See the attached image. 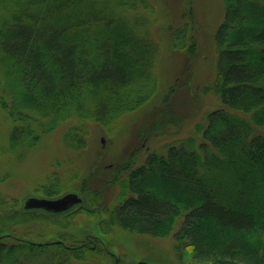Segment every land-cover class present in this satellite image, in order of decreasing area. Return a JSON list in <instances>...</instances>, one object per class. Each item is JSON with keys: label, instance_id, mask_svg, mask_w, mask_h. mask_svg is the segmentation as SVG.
I'll use <instances>...</instances> for the list:
<instances>
[{"label": "trees", "instance_id": "16d2710c", "mask_svg": "<svg viewBox=\"0 0 264 264\" xmlns=\"http://www.w3.org/2000/svg\"><path fill=\"white\" fill-rule=\"evenodd\" d=\"M221 2L213 79L203 87L219 105L204 125L138 164L143 148L130 145L110 167L100 157L87 174L49 172L36 185L43 196L81 197L64 211L27 208L0 193V264H124L98 236L78 239L69 230L79 215L99 216L103 232L134 240L172 235L181 263L264 264V0ZM154 8L149 0H0V184L69 119L110 134L125 116L146 111L134 132L142 141L192 114L188 68L167 85L159 81ZM185 31L176 28L170 42L193 53ZM86 136L76 124L62 140L82 152ZM92 173L111 192L119 186L117 200H103L108 186L94 188Z\"/></svg>", "mask_w": 264, "mask_h": 264}, {"label": "rangeland", "instance_id": "374dc122", "mask_svg": "<svg viewBox=\"0 0 264 264\" xmlns=\"http://www.w3.org/2000/svg\"><path fill=\"white\" fill-rule=\"evenodd\" d=\"M149 1L155 7L154 11L157 17L156 23L150 24L149 28L152 38L160 47L156 63L159 81L162 86L167 85L175 80L181 69L188 68L191 79L189 86L191 88L193 83L191 90L195 101L192 114L190 111L189 114L184 115V121L182 120L179 128L168 126L169 124L166 123L160 132L149 134L142 141L138 140L134 132L137 128L142 127L141 122L146 111L125 116L115 128H112L113 131L110 134L101 124L69 119L65 125H61L58 129L43 136L40 144L35 148L36 152L28 153L25 158L14 163L18 169L13 170L14 175L6 179L8 181L0 184V193L5 198L16 199L22 206L25 199L30 196L46 197L36 189V185L44 182L45 176L49 172L57 173L59 171L62 178L67 171L65 169H79L80 174H87L90 172V164L96 162L100 157L101 166L110 167L116 159L124 158L123 155L130 145H141L143 148L135 162L138 164L149 152H162L172 143L192 133L197 124L204 125L205 113L219 105L214 94L205 92L203 87L213 79L216 57L213 35L223 13L221 0ZM183 25L186 28L185 40L190 39V36L193 41L192 46L190 44L187 46L193 53L176 48V45L170 42L171 33ZM174 43L178 44L176 41ZM179 89L185 92L184 96L189 103L191 98L187 90L188 87L180 86ZM76 124L83 125L87 135V147L82 152L66 149L62 140L65 129ZM47 167H49L48 171ZM94 174L92 173L91 176V184L94 188L98 184L108 186V192L103 200H117L119 186L116 185L114 191L111 192L112 186L108 180L98 176L93 180ZM68 192L77 193L75 191ZM98 218L99 216L79 215L75 217L73 223L72 219L67 226L78 239L84 238V233L98 236L107 251L115 256H122L124 264H131L139 260L151 264H191L189 261L185 260L181 263L176 259V252L172 246L174 244L172 235L166 237L141 236L139 240H134L126 232H103L98 225ZM54 236L56 238V235L50 237L47 235L46 237L54 238ZM103 257L102 261L109 262L108 258Z\"/></svg>", "mask_w": 264, "mask_h": 264}, {"label": "water", "instance_id": "95a60500", "mask_svg": "<svg viewBox=\"0 0 264 264\" xmlns=\"http://www.w3.org/2000/svg\"><path fill=\"white\" fill-rule=\"evenodd\" d=\"M80 201L81 197L77 193L68 192L53 198L30 196L25 199L23 205L27 208H41L46 211L60 212Z\"/></svg>", "mask_w": 264, "mask_h": 264}]
</instances>
